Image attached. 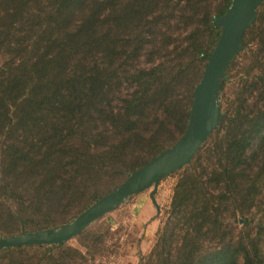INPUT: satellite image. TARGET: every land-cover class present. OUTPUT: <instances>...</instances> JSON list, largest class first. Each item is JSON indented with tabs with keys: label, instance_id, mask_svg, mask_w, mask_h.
<instances>
[{
	"label": "trees",
	"instance_id": "obj_1",
	"mask_svg": "<svg viewBox=\"0 0 264 264\" xmlns=\"http://www.w3.org/2000/svg\"><path fill=\"white\" fill-rule=\"evenodd\" d=\"M233 1L0 0V239L71 222L183 136ZM223 75L147 264H264V0ZM74 239L0 264H86L101 241Z\"/></svg>",
	"mask_w": 264,
	"mask_h": 264
},
{
	"label": "water",
	"instance_id": "obj_2",
	"mask_svg": "<svg viewBox=\"0 0 264 264\" xmlns=\"http://www.w3.org/2000/svg\"><path fill=\"white\" fill-rule=\"evenodd\" d=\"M263 0H234L230 11L213 19L220 26V37L209 54L201 77L193 90V103L188 125L183 136L169 149L149 161L117 189L103 196L71 222L51 230L23 233L0 239V249L34 244H59L77 236L104 211L111 209L128 195L188 164L218 122L216 87L224 78V70L231 57L239 50L245 29L254 20L255 10ZM62 230L56 234L54 231ZM52 233L48 237L47 234Z\"/></svg>",
	"mask_w": 264,
	"mask_h": 264
},
{
	"label": "rangeland",
	"instance_id": "obj_3",
	"mask_svg": "<svg viewBox=\"0 0 264 264\" xmlns=\"http://www.w3.org/2000/svg\"><path fill=\"white\" fill-rule=\"evenodd\" d=\"M178 170L162 176L155 187L150 184L128 195L86 227L91 238L101 241L98 252L87 256L86 264H147L146 257L154 244L156 231L167 216L176 181V176L171 174ZM111 188L112 185H108L103 191ZM75 237L65 242L80 249Z\"/></svg>",
	"mask_w": 264,
	"mask_h": 264
},
{
	"label": "bare ground",
	"instance_id": "obj_4",
	"mask_svg": "<svg viewBox=\"0 0 264 264\" xmlns=\"http://www.w3.org/2000/svg\"><path fill=\"white\" fill-rule=\"evenodd\" d=\"M56 234L62 232V230L54 231ZM48 237L52 236V233L47 234Z\"/></svg>",
	"mask_w": 264,
	"mask_h": 264
}]
</instances>
